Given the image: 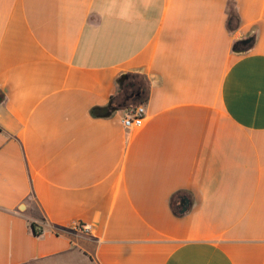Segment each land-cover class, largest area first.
<instances>
[{
  "label": "crops",
  "instance_id": "0c3cea01",
  "mask_svg": "<svg viewBox=\"0 0 264 264\" xmlns=\"http://www.w3.org/2000/svg\"><path fill=\"white\" fill-rule=\"evenodd\" d=\"M0 264H264V0H0Z\"/></svg>",
  "mask_w": 264,
  "mask_h": 264
},
{
  "label": "trees",
  "instance_id": "16d2710c",
  "mask_svg": "<svg viewBox=\"0 0 264 264\" xmlns=\"http://www.w3.org/2000/svg\"><path fill=\"white\" fill-rule=\"evenodd\" d=\"M128 76L129 79L125 81L123 87H119L118 92L111 98L113 104L115 106L119 105L122 109L136 108L142 105L148 92L147 85L142 77L136 74H128ZM186 198H189L191 201V195L186 191H178L171 197V209L178 217H183L185 215L182 213V209ZM41 220L44 223L46 222L44 216L41 217ZM80 227H82V224H80ZM32 232L36 236H41L44 233V228L42 225L33 223Z\"/></svg>",
  "mask_w": 264,
  "mask_h": 264
},
{
  "label": "water",
  "instance_id": "95a60500",
  "mask_svg": "<svg viewBox=\"0 0 264 264\" xmlns=\"http://www.w3.org/2000/svg\"><path fill=\"white\" fill-rule=\"evenodd\" d=\"M253 40L254 38L253 37H248V38H245V39H242V40H239L238 42H236V44L234 45V52L236 54H243L245 53L249 48L250 46L252 45L253 43ZM129 79V76L128 74H123L119 80H118V84L120 87H123L124 83L126 80ZM109 109V112L106 114V116H111L113 113L121 110L122 108L118 105V106H115L113 104V100H111L108 104V106L106 107ZM190 204H191V201L189 198H186L185 199V203H184V206H183V209H182V213L185 214L188 209L190 208Z\"/></svg>",
  "mask_w": 264,
  "mask_h": 264
},
{
  "label": "built area",
  "instance_id": "2783aa9c",
  "mask_svg": "<svg viewBox=\"0 0 264 264\" xmlns=\"http://www.w3.org/2000/svg\"><path fill=\"white\" fill-rule=\"evenodd\" d=\"M146 115V108L144 105H139L136 108H127L125 111V115L122 119V123L126 128H133L139 121L144 119ZM80 225V224H79ZM89 227H87V231H89Z\"/></svg>",
  "mask_w": 264,
  "mask_h": 264
}]
</instances>
